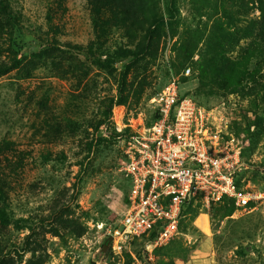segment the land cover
Wrapping results in <instances>:
<instances>
[{
    "label": "rangeland",
    "instance_id": "1",
    "mask_svg": "<svg viewBox=\"0 0 264 264\" xmlns=\"http://www.w3.org/2000/svg\"><path fill=\"white\" fill-rule=\"evenodd\" d=\"M7 1L20 17L15 24L0 7V65L17 61L0 76V197L12 222L0 225V241L10 261L264 264V206L236 212L229 200L193 201L162 247L147 238L122 254L105 246L129 209L123 140L156 122L153 99L173 77L182 95L221 109L245 145L240 178L264 188V90L242 98L200 78L217 27L235 36L228 59L254 46L264 53V0H176L178 22L151 38L170 0Z\"/></svg>",
    "mask_w": 264,
    "mask_h": 264
},
{
    "label": "built area",
    "instance_id": "2",
    "mask_svg": "<svg viewBox=\"0 0 264 264\" xmlns=\"http://www.w3.org/2000/svg\"><path fill=\"white\" fill-rule=\"evenodd\" d=\"M191 72L188 67L183 74ZM153 104L156 122L123 140L129 209L112 233L115 254L155 230L149 247L166 245L179 233L188 206L199 198L207 207L231 200L242 213L264 206V188L240 178L248 168L245 145L227 129L221 109L183 96L179 77H173Z\"/></svg>",
    "mask_w": 264,
    "mask_h": 264
},
{
    "label": "trees",
    "instance_id": "3",
    "mask_svg": "<svg viewBox=\"0 0 264 264\" xmlns=\"http://www.w3.org/2000/svg\"><path fill=\"white\" fill-rule=\"evenodd\" d=\"M0 7L3 15L7 16L13 23H18L20 17L18 13L14 11L15 8L10 4V2L7 0H1ZM168 14V18L160 15L152 20L147 31V37H161L165 34L167 27H172L178 22V8L176 6V0H170L168 5ZM234 39V35L228 36L224 32H219V27L216 28L211 38H209V43L205 52L201 53V81L206 87H209L210 89L216 87L218 90L222 92L224 91L226 94H238L242 98L255 97L264 90V53L262 50L254 46L248 49L240 58L230 60L227 58L226 52L231 51V49L234 48ZM192 56L193 52L188 53V61ZM16 65L17 61H14L11 65H0V76L7 74ZM125 76L126 74L123 78V84L126 80ZM209 92L212 93V90H209ZM123 103L124 96L122 91V93L120 92L119 99L117 101H112L109 107V113L111 114L112 108L115 105ZM0 203H2L0 205V225L5 227L12 222L7 211L8 205L6 199L0 197ZM231 203L232 208L235 210L233 201H231ZM191 205L192 203L189 206ZM15 225L17 228H23V226H25L24 220H16ZM156 235L157 231L155 230L151 232L150 237L146 238L149 242H151L154 240ZM2 244L3 242L0 241V264H15L10 261V259H12L10 258L11 255L9 253H4ZM27 264H42V261L40 258H36L34 256L27 262Z\"/></svg>",
    "mask_w": 264,
    "mask_h": 264
},
{
    "label": "water",
    "instance_id": "4",
    "mask_svg": "<svg viewBox=\"0 0 264 264\" xmlns=\"http://www.w3.org/2000/svg\"><path fill=\"white\" fill-rule=\"evenodd\" d=\"M112 238H113L112 236H110V237H109V239H108V241H107V243H106V245H105V246H107L108 244H110V243H111V241H112Z\"/></svg>",
    "mask_w": 264,
    "mask_h": 264
}]
</instances>
